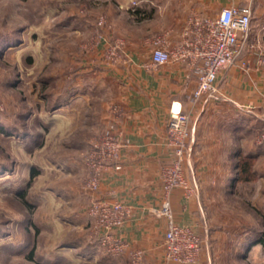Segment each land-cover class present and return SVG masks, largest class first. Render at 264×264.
Returning a JSON list of instances; mask_svg holds the SVG:
<instances>
[{
    "label": "crops",
    "instance_id": "obj_1",
    "mask_svg": "<svg viewBox=\"0 0 264 264\" xmlns=\"http://www.w3.org/2000/svg\"><path fill=\"white\" fill-rule=\"evenodd\" d=\"M237 2L251 6L252 25L256 26L253 39H263L264 0ZM230 4L231 0H142L139 21L129 20L124 30V52L118 61L99 64L92 75L102 94L98 101L105 107L96 123L101 130L98 139L105 134L116 138L121 145V169L106 166L99 191L82 192L85 197L80 194L82 208L88 209L95 199L126 205L129 215L118 235L144 250L148 262L180 264L164 260L168 220L156 214L165 199L161 170L173 155L167 124L174 112L187 113L194 128L185 176L197 189L188 195L176 188L167 198L174 222L195 229L203 238V250L195 264H249L251 254L264 250L249 238L254 232L264 233V121L260 118L264 67L258 66L259 54L248 51L239 59L250 62L248 72L238 63L221 70L217 80L220 99L206 105L202 100L192 101L198 81L195 68L186 63L151 64L153 39L178 45L190 16L214 17ZM100 37L104 49L114 41L104 34ZM244 155L253 164V178L247 183L237 180ZM87 164L86 160L80 164L84 179L89 174ZM80 220L86 237L87 215ZM76 249L81 259L85 258L82 263L122 264L99 250L87 255L80 253L82 247Z\"/></svg>",
    "mask_w": 264,
    "mask_h": 264
},
{
    "label": "rangeland",
    "instance_id": "obj_2",
    "mask_svg": "<svg viewBox=\"0 0 264 264\" xmlns=\"http://www.w3.org/2000/svg\"><path fill=\"white\" fill-rule=\"evenodd\" d=\"M141 1L0 0V264H86L76 249L88 218L80 164L105 110L92 75L139 21ZM255 28L242 43L251 53L264 48ZM103 34L114 40L105 49ZM249 264H264V250Z\"/></svg>",
    "mask_w": 264,
    "mask_h": 264
},
{
    "label": "built area",
    "instance_id": "obj_3",
    "mask_svg": "<svg viewBox=\"0 0 264 264\" xmlns=\"http://www.w3.org/2000/svg\"><path fill=\"white\" fill-rule=\"evenodd\" d=\"M237 1L231 0V4L214 17L199 14L190 16L182 32V41L178 45H168L161 38H155L151 42L153 67L169 63H186L198 71L197 86L192 98L194 102L202 100L206 105L220 99L217 80L221 70L237 63L245 72L251 69L249 61H240L237 56L240 54L243 41L249 38L253 10L251 6ZM135 6L137 4L133 3V8ZM120 43H117L108 55L111 62L118 61L120 57L119 50L123 45ZM261 48L257 62L258 66L264 67V48ZM260 118L264 121V102ZM190 123L191 119L187 113L174 112L167 124L168 145L173 155L171 162L164 165L161 170L165 199L162 208L156 211V214L168 220L163 243L164 260L168 263L195 264L200 259L203 248L201 236L195 229L174 222L167 198L176 188L184 189L188 195L197 189V186L191 185L185 176V166L189 158L187 152L191 151L194 140V128ZM120 150L121 145L111 134H105L102 139L91 144L89 158L86 160L89 168L84 183L86 192L93 194L99 191L106 166L114 165L115 169H121ZM87 213L89 228L87 243L90 246L113 260L121 261L122 264H155L146 261L144 250L132 247L118 235L117 231L124 226L129 215L126 205L118 201L95 199Z\"/></svg>",
    "mask_w": 264,
    "mask_h": 264
},
{
    "label": "trees",
    "instance_id": "obj_4",
    "mask_svg": "<svg viewBox=\"0 0 264 264\" xmlns=\"http://www.w3.org/2000/svg\"><path fill=\"white\" fill-rule=\"evenodd\" d=\"M248 46H249V42L246 43V46L244 45V47L241 48L240 54L237 56V59L239 60L240 58L244 57L247 53H248ZM0 132L5 133L6 131L3 129H0ZM240 164H241V170L238 174V181L247 183L250 182L253 178V172H252V159L247 156L244 155L242 157H240L239 160ZM38 173H32L31 177L36 176ZM18 193V192H17ZM18 196L20 198V200L22 201L23 205L26 206L27 208L32 210V205L31 203L26 199L25 194L24 193H18ZM249 238H253L257 243H260L264 246V233L262 232H254L253 235H251V237ZM85 244V236L82 237L79 241H78V246L82 247V249L80 250L81 254H87V255H93L96 254V250L92 249L91 246H84ZM84 246V247H83ZM28 259L30 261H35L34 259V251H31L28 255ZM36 264H41L39 262H36Z\"/></svg>",
    "mask_w": 264,
    "mask_h": 264
}]
</instances>
